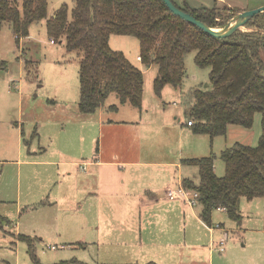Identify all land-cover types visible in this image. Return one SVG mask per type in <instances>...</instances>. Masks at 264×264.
Returning a JSON list of instances; mask_svg holds the SVG:
<instances>
[{"label": "rangeland", "instance_id": "obj_1", "mask_svg": "<svg viewBox=\"0 0 264 264\" xmlns=\"http://www.w3.org/2000/svg\"><path fill=\"white\" fill-rule=\"evenodd\" d=\"M47 1V17L52 16L62 3H66L69 9L73 6V0ZM173 1L179 5L185 1L194 8L227 5L235 9L243 7L244 10H251L264 6L259 5L264 0ZM229 12L224 10V13ZM240 30L250 31L252 28L242 26ZM50 40L45 20L30 25L29 35L19 41V47L8 24H4L0 30V60L5 62V67L0 69V264L136 262V259L120 261L122 255L120 257L115 251V246L101 245L93 248L87 244L77 245L83 241L80 240L82 233L78 230L77 215H58L47 205L46 195L51 186L48 185L49 180L55 177L63 183V179L56 175L57 168L42 165L40 161H47L52 157L56 159L54 155L58 145L60 149L67 148L68 153L82 154L85 160L92 152L96 156L100 146L103 159H107L112 151H117L127 160L179 162L180 165L183 158L213 153L215 174L222 176L224 164L220 151L235 142L256 145L261 133V116L256 113L249 128L229 124L224 135L213 138L207 134L194 133L186 125L182 100L185 93L196 86L206 90L211 88L209 67H198L194 62L195 52H189L184 58L185 75L182 84L178 88L165 85L158 96L153 90L157 66L151 65L148 68L136 61L139 53V41L136 37L117 34L110 35V47L123 52L143 72L141 109L127 104L128 108L123 112L120 110L113 113L106 108H99L94 113H81L74 101H77L79 88L77 55L75 51L66 50L63 40L54 43ZM115 98L118 99L117 94L111 93L105 105L111 104ZM99 117H122L137 121L120 126L117 124L114 130L103 125L100 139L98 126L94 124L93 128L86 130L82 142L62 146V136L72 134L75 126L79 125V119L94 123ZM58 168L61 171L63 167ZM152 168L160 169L157 166ZM180 170L182 177L197 181L196 166L183 164ZM178 172L176 165L167 168V171L162 170L170 180H176ZM132 173L138 175L137 182L143 181L144 172ZM166 178L162 177L164 180ZM263 205L260 202L256 206L254 201L241 198V226L224 211L214 210L211 227L197 216V205L188 206L191 207L189 219L185 225L182 219L180 228L194 251V264H248V257L254 253L251 243L256 241V236L245 230L255 228V217L264 210ZM129 207L132 205L129 204ZM162 211L163 205L142 210L151 214ZM134 212L140 211L136 207ZM142 223L145 224L146 221L142 220ZM219 226L221 229H218ZM23 236L31 239L32 250ZM52 246L55 248H51ZM130 253L135 256L140 252ZM141 262L145 261H139Z\"/></svg>", "mask_w": 264, "mask_h": 264}, {"label": "trees", "instance_id": "obj_2", "mask_svg": "<svg viewBox=\"0 0 264 264\" xmlns=\"http://www.w3.org/2000/svg\"><path fill=\"white\" fill-rule=\"evenodd\" d=\"M172 2L213 28L224 27L240 12L224 6L193 8L186 2ZM47 7V0H0V30L8 24L19 47V41L29 35L30 25L45 20L50 41L63 40L66 50L77 55V107L84 114L106 107L111 93L117 94L119 103L141 109L143 72L123 52L110 47L111 34L138 39L142 65L157 66L153 90L158 96L165 85L178 88L182 84L184 58L194 51L195 64L209 67L211 88L196 86L185 93L182 108L186 125L194 133L213 138L224 135L229 124L251 127L259 113L261 133L256 145L235 142L220 151L222 176L215 174L213 153L182 159V164L197 167V181L183 177L181 186L197 193L198 217L209 227L214 210H223L239 223L241 198L264 199V12L243 25L252 30L239 28L222 38L175 15L162 0H73L71 9L62 3L50 17ZM4 67L0 60V69ZM107 108L116 111L118 105ZM25 239L32 250L31 239Z\"/></svg>", "mask_w": 264, "mask_h": 264}, {"label": "crops", "instance_id": "obj_3", "mask_svg": "<svg viewBox=\"0 0 264 264\" xmlns=\"http://www.w3.org/2000/svg\"><path fill=\"white\" fill-rule=\"evenodd\" d=\"M259 5H264V2ZM222 6L235 9L227 5ZM244 9L241 7L237 10L243 11ZM136 61L140 62L138 54ZM74 101L77 103L78 98L77 101ZM111 104H117L118 109L116 111L108 110L107 107ZM111 104L104 108L117 113L120 110H122L121 112L127 110L129 103L121 104L115 98ZM129 119H122V117L103 119L99 117L94 123L79 119V125L75 126L74 132L62 136V146H69L76 141L82 142L86 130H90L95 125L98 126L100 139V129L103 125L114 130L113 128L117 124L120 126V124L125 125L137 121ZM139 119L142 122V118ZM137 135L139 136V132ZM91 141H93V136ZM87 155L89 156L90 152ZM54 156L57 158L52 157L47 161H40L42 165L57 168L56 175L63 179V183L56 180L55 177L49 180L48 185L51 186L46 195L47 205L58 215L65 217L72 214L77 215L79 219L78 230L82 233L80 240H83L77 245L86 246L87 244L93 248L101 245L115 246V251L122 255L120 261L136 259L134 260L136 263L145 261L139 264L149 261L156 264H194L196 260L195 255H193L194 251L191 244L187 242L186 236L184 237L181 233L180 228L182 219L184 225L187 223L191 207L184 205L179 199H169L164 192L167 187L176 188L181 184L183 178L180 174V168L183 165L181 161V165L179 162L157 163L139 159L132 161L122 158V155L117 151H112L110 155H107V159H103L100 146L96 156L92 152L86 160L82 154L68 153L67 148L60 149L59 145ZM79 162L80 164H78ZM174 165L179 171L178 177L176 180L174 178L170 180L166 178L167 176L162 173V170L167 171V168ZM58 166L63 167L61 171ZM155 166L160 167V169L152 168ZM132 172H144L143 181L137 182L138 175ZM159 177L161 180H158ZM49 178L50 176H48ZM59 191L60 194L58 195ZM247 201H254L256 206L260 202L264 204L263 198ZM129 204L132 207H129ZM154 205H163V211L152 214L142 212L145 208L150 209ZM136 207L140 211L139 213L134 212ZM216 210L223 211L221 209ZM192 215L196 216L194 212ZM242 219L243 215L241 214V221L238 226L242 225ZM142 220L146 223H142ZM255 221L254 229L245 230L246 232H253L256 236V241L251 243L254 253L248 257L247 263L264 264V210L256 215ZM189 242L193 244L191 239ZM130 252L140 253L133 256ZM140 258L143 260H138Z\"/></svg>", "mask_w": 264, "mask_h": 264}, {"label": "water", "instance_id": "obj_4", "mask_svg": "<svg viewBox=\"0 0 264 264\" xmlns=\"http://www.w3.org/2000/svg\"><path fill=\"white\" fill-rule=\"evenodd\" d=\"M168 9L174 13L175 15L179 16L180 18L198 26L200 29L208 33L213 37H226L232 34L237 29L241 28L246 21H248L252 16L264 12V6H261L256 9L251 10H243L238 12L231 20L222 28H213L209 27L204 24L202 21L197 20L193 15L190 13L184 12L179 7H177L172 0H162Z\"/></svg>", "mask_w": 264, "mask_h": 264}, {"label": "built area", "instance_id": "obj_5", "mask_svg": "<svg viewBox=\"0 0 264 264\" xmlns=\"http://www.w3.org/2000/svg\"><path fill=\"white\" fill-rule=\"evenodd\" d=\"M187 124L190 125L191 123L187 122ZM164 192L166 197H168L169 199H179L184 205L194 206L198 204L197 193L194 191H187L184 187L181 186V184L178 185L176 188L167 187ZM52 248L54 247L52 246Z\"/></svg>", "mask_w": 264, "mask_h": 264}]
</instances>
